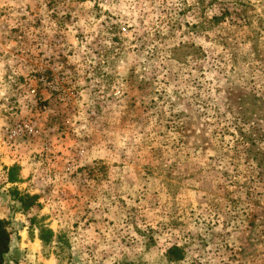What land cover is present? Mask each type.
<instances>
[{
    "label": "rangeland",
    "instance_id": "374dc122",
    "mask_svg": "<svg viewBox=\"0 0 264 264\" xmlns=\"http://www.w3.org/2000/svg\"><path fill=\"white\" fill-rule=\"evenodd\" d=\"M0 220L2 264H264V0H0Z\"/></svg>",
    "mask_w": 264,
    "mask_h": 264
},
{
    "label": "trees",
    "instance_id": "16d2710c",
    "mask_svg": "<svg viewBox=\"0 0 264 264\" xmlns=\"http://www.w3.org/2000/svg\"><path fill=\"white\" fill-rule=\"evenodd\" d=\"M39 230V238L43 244L44 247L50 246V243L52 242L53 238V232L50 228L47 226H40L38 228ZM10 233L7 230V227L5 225V221L0 220V264L3 263V255L8 250V243L10 241Z\"/></svg>",
    "mask_w": 264,
    "mask_h": 264
},
{
    "label": "built area",
    "instance_id": "2783aa9c",
    "mask_svg": "<svg viewBox=\"0 0 264 264\" xmlns=\"http://www.w3.org/2000/svg\"><path fill=\"white\" fill-rule=\"evenodd\" d=\"M125 28H123V30H124Z\"/></svg>",
    "mask_w": 264,
    "mask_h": 264
}]
</instances>
